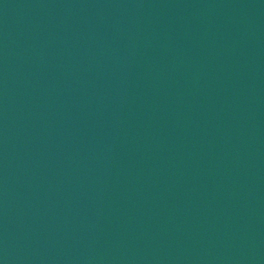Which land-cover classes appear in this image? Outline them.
Segmentation results:
<instances>
[{"label": "water", "instance_id": "water-1", "mask_svg": "<svg viewBox=\"0 0 264 264\" xmlns=\"http://www.w3.org/2000/svg\"><path fill=\"white\" fill-rule=\"evenodd\" d=\"M0 264H264V0H0Z\"/></svg>", "mask_w": 264, "mask_h": 264}]
</instances>
